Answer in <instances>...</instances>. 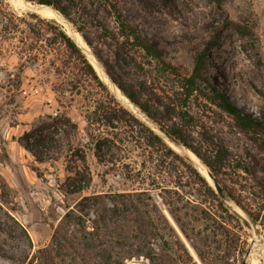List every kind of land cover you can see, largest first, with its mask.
Segmentation results:
<instances>
[{
    "label": "rangeland",
    "instance_id": "1",
    "mask_svg": "<svg viewBox=\"0 0 264 264\" xmlns=\"http://www.w3.org/2000/svg\"><path fill=\"white\" fill-rule=\"evenodd\" d=\"M86 4L87 10L79 14L83 30L70 21L77 39L99 61L98 53L122 76L143 84L153 100L186 111L185 119L177 116L173 121L202 155L208 156L211 147L228 149L233 160L222 163L221 180L234 187L243 205L257 208L262 198L255 199L248 190L258 187L255 180L233 166L237 157L245 158L264 181L259 171L264 147L203 92H209L206 82L199 81L201 89L188 96L183 77L192 73L196 51L214 38L209 82L244 111L264 118V0H226L222 7L213 0H118L127 20L164 50L178 73L135 49L124 52L109 34L118 35L119 27L108 8ZM54 19L69 32L55 15L42 17L24 0H0V264H151L130 260L142 244L161 257L160 264H192L191 257L204 264L170 207L176 208L209 261L244 264L250 231L217 206L190 163L165 139L183 160L159 144L149 145V126L119 101L96 67L108 92L86 73L52 28ZM111 96L137 120L117 112ZM114 112L124 118L115 130L104 121ZM42 125L60 134L53 138L57 148L50 159L40 163L20 138ZM116 132L123 141L98 160L94 137ZM78 154L86 156L91 182L70 193L77 172L88 171ZM141 219L147 222L144 232ZM260 227L264 244V225ZM139 236L144 237L141 242ZM258 262L264 264V257Z\"/></svg>",
    "mask_w": 264,
    "mask_h": 264
},
{
    "label": "trees",
    "instance_id": "2",
    "mask_svg": "<svg viewBox=\"0 0 264 264\" xmlns=\"http://www.w3.org/2000/svg\"><path fill=\"white\" fill-rule=\"evenodd\" d=\"M37 3H43V4H49L53 7L57 8L63 15H65L72 23L77 25L78 31L83 30V22L81 21V18L79 17V14H81V11L87 10L86 3L89 2L92 5L100 4L104 5L106 8H108L109 12L114 16L118 27H119V33L113 34L109 33L110 36L115 40V42L118 44L120 48L124 52H128L129 49H135L141 53L145 57H149L151 59H154L158 61L163 68L178 73L177 67L173 64L169 63L165 59V53L164 50L157 45H155L152 41H150L142 32L141 30L136 26L130 23L127 18L124 16L122 11L119 8L118 0H34ZM165 2L169 0H163ZM218 6L222 7L224 2L226 0H213ZM50 22V21H49ZM52 28L54 30H57V34L61 38V41L64 43V45L69 49L71 54L73 56L78 57L84 64L86 73L92 77L97 84L102 88L107 90L108 88L104 81L100 78L96 68L94 65L89 61L87 58V55L82 51L81 47L73 40V38L67 33V31L63 28L62 25H60L55 19L51 20ZM86 40L87 44L90 46H93V43L85 36H83ZM215 44L214 38L211 40H208L204 47L197 50L194 57V68L192 70V73L189 76H184L183 79L185 80V88L187 95L189 96L192 91H194L196 88H200L202 84H198L199 81L206 82L210 88H208L209 92L203 91L207 96L209 95L211 97V100L218 105L220 108H222L227 113L231 114L238 122V124L249 134H252V137L254 140L258 141L261 146L264 147V137H258L256 134H262L264 135V118H260L256 115L250 114L246 111H244L242 108H240L238 105L233 103L232 100L227 96L226 93L222 92L218 86H213L209 82V78L207 76V72L209 70L208 65V58L209 53L211 49L213 48V45ZM123 60H126V58L121 55ZM130 56V55H128ZM98 57L100 61L105 65L106 71L109 73L113 81L117 84V86L120 88L122 93L128 97L132 102H134L137 106H139L142 110L152 115L155 119L160 121L162 124H164L174 135H176L182 142H184L188 148H190L197 156H199L202 160H204L207 165L212 169V171L216 174V176L219 178L222 185L226 188V190L230 193V195L236 200V202L248 213H250L255 219L258 221L260 225H264V181L261 179V177L258 175L259 173H256L254 170V167L247 161L245 158L237 157L236 163L233 166L235 172H244L248 175H251V180H255V185L258 187H248L249 192L252 196H255V199H261L262 201L259 203L257 208H247L245 205H243L241 199L236 194L234 187H227L221 180L220 174L221 170L223 169V164L226 161L233 160L232 154L228 149H226L224 146H220L218 148L211 147L210 154L208 156L202 155L199 151H197L188 141L186 140L183 130L181 126L177 123H175L173 120L175 117H183L185 119L186 111L179 113L176 111V107H171V105H164L160 101L153 100L151 95L146 93L145 86L143 84H138L130 81L129 79L122 76L119 71H117L116 67L109 63L108 61L103 60V57L99 55ZM119 57V55H118ZM139 65V64H138ZM142 66V64H140ZM201 89V88H200ZM111 100L115 102L116 107L115 110L117 112H124L130 115V117L133 118V120H137V118L131 114L125 107H123L116 99L115 97L111 96ZM114 118H116V123L114 121ZM105 123L110 126L112 129L120 128L122 121H124L123 117H120L114 113H112V116L105 117L104 118ZM170 121L172 122V125L167 124L166 122ZM70 124L73 125V127H76V124L71 123V121H68ZM50 125H42L39 128H36L32 131H26L24 135L20 138L21 143L24 145V147L30 151L36 158V160L40 163L46 162L50 159V153L53 152L57 145H54V137L56 135H59L58 131H54L56 133H53L50 131ZM55 130V129H54ZM113 130V131H114ZM147 135L149 137V145H155L159 144L163 146L165 149V152L176 158V159H182L183 158L170 146L168 143H166L162 137L155 133L151 128L147 127ZM68 136L71 135L70 132L64 130ZM255 135V136H254ZM93 137V136H92ZM118 141H123L121 137H118L117 132L114 133L112 136H100V137H94V145H95V154L98 160L102 161L103 156L105 154H108L111 152V148L115 143ZM78 160H81L86 167L87 172H83L80 174V172H77L75 182H73L71 185H69V192L75 193L80 192L84 188L88 187L91 182V177L88 175L89 168L86 164V156L84 154H78L77 155ZM257 163L258 160L254 159ZM230 165V164H229ZM188 167H190L191 170H193L194 174L196 175L199 182L204 186V188L209 192L211 196H213L217 202V206L223 211L226 212L229 218H235L232 213L223 205L221 200L217 197L216 193L214 192L213 187L210 185L206 177H204L200 171L192 167V165L187 164ZM259 171L261 173H264V158L261 159L260 169ZM240 174V173H239ZM255 189V191H253ZM256 190L258 192V195H256ZM261 197V198H260ZM156 206V205H155ZM136 209H139L136 207ZM158 210V207H157ZM160 211V210H159ZM170 213L174 217L176 223L178 224L179 228L183 232V234L190 240L193 248L195 249L197 255L202 260L204 264H224L219 261H209V257L204 253L203 248L196 242L193 241L188 228L186 227L182 217L177 213L176 208H169ZM163 218L166 220L167 225L171 230L174 231L173 226L169 223L168 219L162 215ZM237 220V218H235ZM238 221V220H237ZM226 222V221H223ZM239 226L243 228L241 223L238 221ZM147 225V222L143 219L140 220V227L142 232L143 228ZM176 235V233H175ZM177 237V242L183 247L184 251L187 252V254L190 256L189 251L183 241L180 239V237ZM138 239L140 242L144 239V237L139 236ZM244 253V250H243ZM145 259L147 261H150L151 264H160V256H153L150 251H147L145 249V246L142 244L140 245L137 250L131 255V259ZM192 264H198L196 261H193L191 257ZM184 264V263H182Z\"/></svg>",
    "mask_w": 264,
    "mask_h": 264
},
{
    "label": "water",
    "instance_id": "3",
    "mask_svg": "<svg viewBox=\"0 0 264 264\" xmlns=\"http://www.w3.org/2000/svg\"><path fill=\"white\" fill-rule=\"evenodd\" d=\"M28 9L35 10L38 7H46L53 11L56 18L60 21L66 23L69 26L68 34L73 38V40L81 47L82 51L88 55L91 59L94 67L97 68L99 74L102 75L107 81L106 83L111 88L114 95L119 99L123 105L133 112L137 117L141 118L150 128L157 131L158 134L165 139L177 152L184 157L190 164H192L198 171H200L208 182L213 187L216 195L221 200L223 205L250 231L252 234V240L247 251L246 257L243 260L244 264H252L248 261L250 250L252 245L257 240L263 239V232L258 221L250 213L245 211L236 200L230 195L226 188L222 185L219 178L212 171V169L207 165V163L197 156L187 145L182 142L176 135H174L164 124L155 119L152 115L142 110L134 102H132L128 97H126L117 84L113 81L109 73L104 69L102 63L98 60L96 55L92 53L83 43L79 41L76 37V33L72 29L70 20L63 15L57 8L49 4L43 3H30L28 0H24ZM193 154V156H192Z\"/></svg>",
    "mask_w": 264,
    "mask_h": 264
},
{
    "label": "bare ground",
    "instance_id": "4",
    "mask_svg": "<svg viewBox=\"0 0 264 264\" xmlns=\"http://www.w3.org/2000/svg\"><path fill=\"white\" fill-rule=\"evenodd\" d=\"M16 2H19V0H16ZM34 11H35V13L41 15L42 17H52L55 15V13L53 11H51L49 8H46V7H38ZM31 12H32V10H31ZM78 40L82 42V40H80V39H78ZM192 156H193V154H192ZM249 257L251 260L249 262L252 264H259V262H258L259 258L264 257V244L261 240L255 241V243L252 245Z\"/></svg>",
    "mask_w": 264,
    "mask_h": 264
}]
</instances>
